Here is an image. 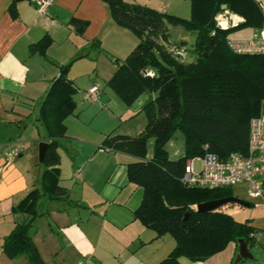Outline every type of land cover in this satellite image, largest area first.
I'll return each instance as SVG.
<instances>
[{"label":"trees","instance_id":"1","mask_svg":"<svg viewBox=\"0 0 264 264\" xmlns=\"http://www.w3.org/2000/svg\"><path fill=\"white\" fill-rule=\"evenodd\" d=\"M100 1L115 25L137 39L123 61L113 60L116 70L107 86L127 106L143 93L149 95V100L141 108L146 124L139 135H107L99 149L134 158L126 165L128 183L141 189L133 219L153 231L156 238L169 235L174 241V248L158 264H178L180 258L202 262L231 242L243 241L248 250L258 245L254 236L259 231L248 221L232 218L223 210L225 206L209 213H198L193 208L231 197V189L189 188L180 181L184 165L191 158L211 153L224 159L231 153L246 152L249 122L261 114L264 104V56L236 55L226 41L235 30L261 26L255 2L189 0L190 14L185 20L124 0ZM222 6L242 17L244 23L235 29H217L215 17ZM8 13L16 17L14 4L8 7ZM71 24L77 35L87 25L77 20H71ZM168 26L195 33L190 50L185 48V62H179L161 43L162 35L168 39ZM51 42L44 36L29 45V54L45 58ZM74 60L59 67L58 76L37 109L41 140L47 144L42 162L45 169L40 189L30 191L11 208L12 214L25 219L3 239L1 251L10 260L24 257L27 264H44L32 240L33 222L43 215L36 211L37 202L42 197L49 201L68 199L67 192L58 185L57 150L65 139L63 122L75 112L76 90L66 77ZM144 71L154 75L146 77ZM176 132L183 135L184 150L180 158L172 160L165 146Z\"/></svg>","mask_w":264,"mask_h":264},{"label":"crops","instance_id":"2","mask_svg":"<svg viewBox=\"0 0 264 264\" xmlns=\"http://www.w3.org/2000/svg\"><path fill=\"white\" fill-rule=\"evenodd\" d=\"M32 1L0 0V264H27L24 257L8 259L1 245L25 219L11 208L40 189L45 167L38 160V145L45 142L36 121L38 106L59 67L74 59L66 77L76 90L75 112L63 122L65 139L57 150L58 185L68 199L38 200L36 211L43 215L33 222V244L44 264H158L174 241L167 235L156 238L133 219L141 191L128 183L126 165L134 158L99 149L107 135L136 137L145 127L141 108L149 95L143 93L127 106L107 86L116 70L113 60L123 61L137 39L115 25L100 0H51L44 13ZM124 1L181 17L169 0ZM11 4L15 18L8 13ZM71 20L87 24L81 35ZM44 36L52 40L45 58L29 54V45ZM93 85L99 90L91 101L87 90ZM17 146L21 153L6 161V153ZM182 151L171 159L180 158ZM253 203L247 208L258 213L247 221L259 231V242L248 250L252 258L237 264H264V205ZM237 254L238 244L231 242L202 262L180 258L178 264H235Z\"/></svg>","mask_w":264,"mask_h":264},{"label":"built area","instance_id":"3","mask_svg":"<svg viewBox=\"0 0 264 264\" xmlns=\"http://www.w3.org/2000/svg\"><path fill=\"white\" fill-rule=\"evenodd\" d=\"M261 16V26L249 39L227 38L228 49L236 55L264 56V0H253ZM38 13H44L51 0H33ZM244 23L240 16L229 12L225 6L215 17V27L219 30L238 28ZM169 54L179 62H185L186 50L182 46H170ZM146 77L154 74L144 71ZM99 88L96 85L87 90V98L95 100ZM22 151L21 146L12 148L5 155V160L16 158ZM198 162V168L195 163ZM181 183L189 188L217 189L244 186L247 197L252 201H260L264 205V113L249 122L247 148L244 154L231 153L222 159L211 153L191 158L184 165ZM254 238L259 241V234ZM76 264H87L86 260Z\"/></svg>","mask_w":264,"mask_h":264},{"label":"rangeland","instance_id":"4","mask_svg":"<svg viewBox=\"0 0 264 264\" xmlns=\"http://www.w3.org/2000/svg\"><path fill=\"white\" fill-rule=\"evenodd\" d=\"M159 2H163L162 0H159ZM169 4H174L178 7V12L181 14V19L187 20L189 18L190 14V3L189 0H169L167 1ZM172 10V9H169ZM168 15H172L171 11L167 13ZM258 28H246V29H239L235 30L232 33V37L234 38H240V39H249L252 38V36L257 32ZM167 37L168 42L170 46H181V44H184V48H186L188 51L190 50L192 44L195 40V33L186 31L181 27H171L168 26L167 28ZM168 45V47H169ZM262 113V111H261ZM169 148H167V155L168 157L174 158V156L180 154L181 150H184V138L183 135L180 132H176L175 135L172 137ZM149 150H150V144H149ZM150 152V151H149ZM183 152V151H182ZM183 155V153H182ZM179 155H177L178 157ZM195 168H198V162L195 163ZM141 191V189H138ZM231 194L232 196L241 199L250 205H254L253 201L250 200L246 195V190L244 186H236L231 188ZM196 206H193L195 208ZM260 209V208H259ZM223 210L227 212L232 218L239 222H245L251 217L258 213V210L254 207L246 208V207H240L238 205H226L223 207ZM167 239H170L172 241V238L167 235ZM252 252V251H251ZM247 259H244L240 261L239 263H245Z\"/></svg>","mask_w":264,"mask_h":264},{"label":"water","instance_id":"5","mask_svg":"<svg viewBox=\"0 0 264 264\" xmlns=\"http://www.w3.org/2000/svg\"><path fill=\"white\" fill-rule=\"evenodd\" d=\"M17 1H20V0H17ZM160 39L164 44H166V45L169 44L167 41V38L165 36L162 35ZM261 111H262V113H264V104L261 107ZM46 148H47L46 143H43V142L39 143V145H38V160L40 163L43 162ZM226 205H238L240 207H246V208L249 207V203H247L241 199H238L234 196H231V197H226V198L220 199V200L209 201L206 203L198 204L195 207V211L198 213H209V212L215 211V210H217L223 206H226ZM186 219H187V217L184 218V220H186ZM251 258H252V256L249 253L246 245L243 243V241H239L238 242V254L236 256L234 263L237 264L238 262H240L244 259H251Z\"/></svg>","mask_w":264,"mask_h":264}]
</instances>
